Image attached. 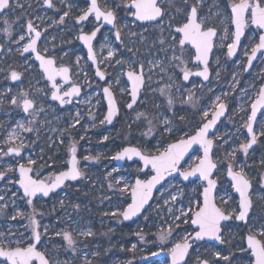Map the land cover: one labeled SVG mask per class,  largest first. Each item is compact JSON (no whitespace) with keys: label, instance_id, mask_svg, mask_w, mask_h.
<instances>
[{"label":"rangeland","instance_id":"374dc122","mask_svg":"<svg viewBox=\"0 0 264 264\" xmlns=\"http://www.w3.org/2000/svg\"><path fill=\"white\" fill-rule=\"evenodd\" d=\"M101 1L104 4V0ZM238 1L236 0V2ZM120 2L121 0H115V3L113 0H108V6L115 8V4ZM163 2L167 8L166 17L163 19V31L155 23L136 24L134 18L124 11L121 12L120 27L124 24H127V27H122L121 41L116 40L113 28L107 27L108 29L101 34L100 41L96 46V53L100 64L111 73L108 80L112 81L119 75L118 69L126 68V65L115 64V60L120 59L134 60L137 64L142 63L146 79V86L140 97V101L143 102L138 101L134 110H129L126 107L130 96L127 93L122 95L118 90H115L120 114L110 126L100 124L106 112L102 86L77 38L81 28L76 25V17L84 9L81 3L79 4L77 0H63V2L62 0H53L54 7L49 8L44 0H12L13 7L5 14L0 15V43H3L4 46V50L0 53V80L8 79L7 74L12 70L26 72V80L20 82L9 80L8 83L0 86V98H4L6 95H17L23 89L29 92L30 98L36 99L37 106L43 105L45 109L36 117L35 125H32L39 130L38 133L36 131L27 133L17 129L21 139L10 143L12 146H16L23 140L26 145L23 154L17 157L3 155L9 146L5 143L6 137L15 128L18 121L27 125L32 117L24 113L22 109L12 106L7 100L0 104V150H2L0 152V171H6L8 167H15L20 163L27 165V159L31 157L37 161V165L32 167L37 171L42 168L40 177L46 179L48 176L66 169L70 156L67 149L69 142L74 140L77 142V157L80 167L85 173L84 179L67 182L66 186L48 198L40 196L34 199V207L43 214L37 218L42 227L46 225L49 228L47 235L42 236V240L47 245V253L53 261H60L61 264L64 261H69L70 264H83L85 253H87V258L91 259L93 264H129V262L131 264H169V256L165 253H169V249L175 243L181 242V238L186 234L185 229L188 232L192 231L190 225L181 224L179 228H176L172 216L179 214V209L187 205V197L193 194V189L198 190L204 182L192 180L185 183L179 175L167 179L160 186L149 207L137 219L124 222L122 217L104 214L117 208L123 209L127 203H130L128 194L118 195L117 188L125 183L134 184L136 177L148 178L139 171L141 164L138 161H125L123 165L118 166L112 157L125 146L138 147L142 151L156 154L157 148L162 150L163 147L178 138V135L160 133V123L155 120L153 122L157 127L154 131L157 134L143 137L141 133L147 130L148 125L146 121L135 119L137 112H146L150 114V117L151 115L167 116L172 119L174 127L192 135L206 121L202 118V112L208 110L210 112L209 119L214 110V104L218 103L215 98L220 96V102L226 104L228 114L210 135V138H213L218 146L213 149L215 153L213 159L222 160L225 150L230 151L232 148L238 147L239 143L246 142L248 138L246 131L241 128L242 118L246 119L247 114H250L251 103L256 97L259 86L264 84V60L258 58L249 72L244 71L247 60L245 50L247 49L250 53L251 47L258 42L261 29L249 24L246 27L244 40L237 56L229 58L226 55V45L231 43V39L223 41L225 46L222 47L220 37L224 35L225 27L228 28L229 35L234 33L230 17L227 15L230 8L226 7L232 3V0H202L198 6V15L206 17L207 26L216 27L218 33L210 63L212 73L206 82L194 77L185 82L180 70L172 68L169 64V58L173 54L170 45H173L174 42L172 40L173 33L167 28V24L170 17H174L173 24L184 22L187 12L195 0H188L187 4L184 0H163ZM69 5L72 7L65 22L57 23L63 12L69 10ZM74 12L78 15H73ZM5 17L11 25V37L3 31L7 26L4 24ZM29 20L33 22L37 30L45 32V36L40 42V50L57 57L63 64L71 66L73 83H79L82 86V94L76 97L71 104L61 107L55 101L50 100V84L43 77L33 56H22L17 51L18 48H22L24 43L28 42L27 35L25 41H21L20 44L15 43V40L20 34L26 33V25ZM92 28L91 23L83 25L84 32H90ZM161 38L165 40L163 46L159 44ZM129 48L132 49L131 52L128 51ZM109 50L115 52V57L111 61L107 55ZM177 54H179L178 49ZM77 57L81 58L79 64L76 62ZM193 57L194 49L186 46L184 59L188 61L187 66L191 71L193 67L198 68L193 64ZM157 61H162L163 66L169 70L161 72L159 67H154ZM150 69L151 71H149ZM169 75L172 76L171 81L168 78ZM149 76H151V80H148ZM233 76L236 77L238 83L233 81ZM125 80V77L121 78V85H124ZM169 83L173 84L170 94L175 100L171 110L167 109L166 98L160 96L158 92L159 88ZM126 86L130 90L129 84ZM190 94H192L193 100L181 103L182 100L186 101ZM156 104H159L160 107L156 108ZM77 112L82 117L80 124L75 128H69V121ZM262 114L264 111L258 120L264 121ZM181 116L185 118L183 121L180 120ZM92 124L96 126L92 127ZM237 129H240L239 133ZM62 133L65 141L63 144L59 141ZM82 136L84 138L80 139ZM104 136H108L109 139L103 140ZM237 136H240L239 140L236 139ZM217 137L221 139H217ZM225 140L228 143H224ZM86 155L99 156V160L84 161L83 157ZM199 156H201V149L196 147L181 164V170L192 168L198 162L197 157ZM50 157L51 159H49ZM262 158H264V136L259 137L256 146L249 150L247 158L240 152H237L236 155L238 162L250 166L246 167L245 171L253 182L254 210L252 215L264 217V199L257 198L264 196V188H261V176L264 175V166L260 168ZM224 168H226V164L221 167L217 178V191L220 193H223L225 188H229L231 191ZM114 169L115 171H113ZM147 171L148 169L145 172ZM109 172H112V176H108ZM119 177H123L121 185H116L110 190L109 183L115 185V179ZM15 179H18L16 173H7L6 179L0 180V195H5L6 200L11 197L13 192L17 193V196L22 195V191L16 184L9 183V180ZM180 189L183 190L184 195L178 198L175 204L170 202L166 205L164 201L169 199V193L177 194ZM235 198H238L236 194H234ZM61 200L64 201L63 207L60 204ZM17 204L20 205L21 210L31 211V208L25 205L24 200L17 199ZM77 204L79 205L78 209L73 207ZM232 206L234 205L230 204L228 207ZM170 208L172 209L171 213L169 212ZM8 211H11V208ZM145 216L148 218L145 219ZM72 221H77L78 224H72ZM26 223L27 221L23 219L12 221L0 217V231L7 232L10 226L13 231L17 229L24 231L21 226ZM170 224L175 230L166 242L161 243L156 233L161 228L166 230ZM72 227L91 229L95 233L91 238H77L76 253L71 250L66 251L64 247L66 242L60 236L55 235L61 229L71 230ZM229 228L232 230L231 232L228 231ZM224 231L226 237L231 240V244L197 242V245L193 246L195 250H190V264H196L195 257L197 255L201 259L215 262L214 252L216 251H220L222 255H229V250H231L239 256L240 253L234 245L240 243V236L246 230L241 222L230 221L227 222ZM137 232L146 235V242L140 241L139 237L135 235ZM133 244L136 245L135 251L131 250ZM94 251H99L101 254L93 257L91 253ZM154 252L157 255H152ZM218 264H226V262L219 260ZM233 264H240L239 259L234 260Z\"/></svg>","mask_w":264,"mask_h":264},{"label":"snow or ice","instance_id":"6c2138e0","mask_svg":"<svg viewBox=\"0 0 264 264\" xmlns=\"http://www.w3.org/2000/svg\"><path fill=\"white\" fill-rule=\"evenodd\" d=\"M113 2L115 3V0ZM184 2L187 4L188 0H184ZM44 3L49 8L54 7L53 0H44ZM201 3L202 0H195V3L190 6L184 22L173 24L174 17H170L167 24V28L173 33L172 40L174 42L173 45H170L173 54L169 58V64L172 68L180 70L182 79L185 82H188L191 76L202 77L203 81H208L210 77L209 59L215 47L214 39L218 33L215 27L207 26L205 22L207 20L206 17L198 15V6ZM85 5L86 8L82 9L81 14L76 17V25L80 26L82 33L77 38L87 46V58L95 64L97 57L93 49V41L97 33L100 32L101 27L104 24L111 25L115 29L116 40L121 41L122 27H127V24L121 27L117 26V13L114 8L108 6V0H104L103 7H101L100 0H85ZM12 7V0H0V15L5 14ZM68 7L69 10L63 12L57 23L63 24L65 22V18L69 16L72 6L69 5ZM226 7L230 8V12L227 15L230 17L231 24L235 26V31L229 35L228 28L225 27L223 30L224 35L220 37V40L223 47L225 46L223 41L231 39V43L226 45V55L231 58L235 55L241 37L244 35L245 28L249 24L255 25L258 29H264V0H239V2L232 0V3ZM115 8L122 9L130 14L135 21L155 23L163 31V18L166 15L163 0H121L120 3L115 4ZM90 19L95 22L94 27L90 31V34L84 33L83 25L90 22ZM101 21H103V24L100 23ZM4 24L7 25L3 29L4 33L11 37V25H9L6 17ZM33 33L34 36L32 35ZM26 35L28 36V42L24 43L22 48H18L17 51L21 55L24 53L35 54V60L39 61L42 73L46 80L51 82L50 98L52 101L59 102L61 107L71 104L72 98L80 95L81 88L76 84H72L68 90H63L62 85L57 82V77H60L65 83H71L69 79L70 69L66 66L57 67L55 57H46L38 51L37 41L41 38V32L37 30L30 20L26 25V33L20 34L15 43L20 44L21 41H25ZM132 35H135V33H132ZM159 44L161 46L165 44L164 38L159 40ZM186 46H190L195 50L194 63L198 68L202 65L200 70L193 72L188 68V61L184 59ZM177 49L179 50V54H177ZM128 51L131 52L132 49L129 48ZM107 55L111 61L115 57V52L109 50ZM133 55L135 54L133 53ZM245 56L247 60L244 71H248L253 66L254 60L258 58L264 60V34L259 36L258 42L251 47L250 53L247 49L245 50ZM80 59V57H77V64H79ZM115 64L126 65V68L122 67L118 69L119 75L114 77L112 81L107 80L106 73L99 68H97L95 73L107 85L103 87L102 91L104 98L107 100L108 110L107 114L100 121V124H111L114 117L119 113L115 90H118L122 95L127 93L130 96V102L126 104L129 110H134V106L138 101L143 102L140 101V96L146 86L144 65L142 63L137 64L134 60L126 61L123 59L115 60ZM154 67H159L161 72L169 70L163 66L162 61H157ZM122 77H126L124 85H121ZM9 78L12 81H19L21 80V73L12 70ZM168 78L170 81L172 80L171 75ZM148 80H151V76L148 77ZM233 81L238 83L235 76H233ZM129 83L130 90L126 86ZM172 87L173 84L169 83L158 89L160 96L166 98L168 110H171L175 104V100L170 94ZM224 95H227V93H224ZM5 100L32 117L27 125L22 121H18L5 140V143L9 146L7 151L3 152V155H15L19 157L21 156L22 149L26 147L23 140L16 146H12L10 143L21 139L17 129L27 133L33 131L38 133L39 130L35 129L32 125H35L37 122L36 117L39 113L44 112L45 109L43 105L37 106L36 99L30 98L29 92L23 89L17 95H6L4 98H0V104H3ZM192 100L193 96L190 94L187 100H182L181 103H188ZM215 100L218 103H215L213 106L214 110L211 112V118L208 119L210 112L204 110L202 118L206 122L202 123L193 135H189L182 129L174 127L172 119L167 116L151 115L150 117V114L146 112L136 113L135 119L137 121H146L148 125L147 130L141 133L143 137L157 134L154 131L157 127L153 122L155 120L160 123V133L178 135V138L174 143L167 144L162 150L157 148L156 154L142 151L136 147H124L112 157L114 160H125V158L132 160L133 157H138L143 162V167L139 171L149 178L141 179L137 177L134 184L125 183L123 186L117 188L118 195L124 196L128 194L130 203H127L123 209L117 208L104 214L122 217L124 221L131 220L145 210V205L153 198V190L166 177L172 176L174 173L178 174L183 181H189L191 177H197L200 181L204 182L203 185L198 190L194 188L193 194L187 197V205L179 209L178 215L173 214L172 216L176 228H179L181 224L190 225L192 228L191 232L185 229L186 234L181 238V242L175 243L169 249L172 264H190V250H195L193 246L197 245V242L214 241L219 244H231V240L226 237L224 231L227 222L230 221L241 222L243 228L246 230L240 236V243L234 245L240 255L237 256L236 252H232L231 250H229V255H222L220 251H216L214 252L215 262L201 259L197 255L195 257L196 264H218L219 260L225 261L226 264H233V261L236 259H239L240 264H264V217L252 215L254 210L253 185L245 171V168L250 166L236 160L237 152L242 153L247 158L249 150L252 149L253 145L258 143L259 137L264 136V121L258 120V112L264 109V84L259 86L256 98L251 103L250 114H247L246 119L242 118L243 123L241 124V128L246 131L248 137L246 142L239 143L238 147H234L230 151L225 150L222 160L213 159L215 155L213 149L218 146L215 144L214 139L210 138V130L225 115L227 106L225 103L220 102V96H217ZM155 107L159 108L160 105L156 104ZM81 118L80 113L77 112L69 121L68 127L75 128L80 124ZM92 118L93 120L95 119L94 116ZM184 119L183 116L180 117L181 121ZM95 126V124H92V127ZM129 128H131V125H129ZM65 132H67V129H65ZM237 132L239 133L240 129H237ZM83 138V136L80 137V139ZM108 139V136L103 137L105 141ZM217 139L221 138L217 137ZM236 139L239 140L240 136H237ZM59 141L61 144L65 142L63 133L59 137ZM224 143H228V141L225 140ZM193 145H199L203 150V155L197 157L198 163L195 167L181 170V161L184 160ZM67 150L71 157L68 161L69 166L66 167V170L50 175L46 179L40 178L42 168L37 171L32 167L37 165V161L31 157L27 159L28 166L20 163L15 167H8L6 171H0V180H5L7 173L15 174L18 171V179L9 180V183L19 185V189L22 190V195L17 196V193L13 192L7 200L5 199V195H0V202H2L0 203V217H4L5 220L17 221L18 219H23L27 221L25 225L21 226L24 228V231H20L19 229L13 231L11 226L7 232L0 231V264H61L60 261L50 259L47 253V245L42 240V236L47 235L49 228L46 225L42 227L37 217L43 214L34 207L33 202L34 198L38 195L49 197L50 194L55 193L56 189L66 186V182L78 181L85 178V173L82 172L80 161L77 157V142L74 140L70 141ZM83 160L89 162L97 161L99 160V156L86 155L83 157ZM45 164L47 165V162ZM225 164L226 168H224V171L226 172L231 191L229 188H225L223 193H220L217 191V178L221 172V167ZM260 164L264 166V158L261 159ZM144 169H148V171L144 172ZM108 176H112V172H109ZM122 180L123 177L116 178L115 185L109 183L108 188L111 190L116 185H121ZM261 188H264V175L261 176ZM234 194H238V198L234 199ZM183 195L182 189L178 190L177 194L170 192L169 199H165L164 203L166 205L170 202L175 204L178 198ZM257 198L264 199V196ZM17 199L24 200L25 205L31 208V211L21 210L20 205L17 204ZM60 204L63 207L64 201L61 200ZM230 204L234 206L228 207ZM73 207L78 209L79 205H73ZM10 208L11 211H8ZM169 212H172L171 208ZM147 218L145 216V219ZM177 221L179 223H176ZM71 223L78 224L77 221H72ZM174 230L173 225L170 224L166 230L161 228L156 233V236L161 243H164ZM228 231L231 232L232 230L229 228ZM55 235L60 236L66 242L64 246L66 251L71 250L73 253H76L77 238H91L95 233L91 229L72 227L71 230L61 229ZM135 235L139 237L140 241L146 242V235L144 233L137 232ZM131 250H136L135 244L132 245ZM100 254L99 251L91 253L93 257H97ZM152 255H157V253L154 252ZM63 264H70V262L64 261ZM83 264H93V261L87 258V253H85Z\"/></svg>","mask_w":264,"mask_h":264},{"label":"water","instance_id":"95a60500","mask_svg":"<svg viewBox=\"0 0 264 264\" xmlns=\"http://www.w3.org/2000/svg\"><path fill=\"white\" fill-rule=\"evenodd\" d=\"M239 2V1H238ZM143 23H147V22H143ZM104 25H106V24H104ZM233 25V24H232ZM108 26H110V27H112L111 25H108ZM254 27H256L255 25H253ZM233 29H234V31H235V26L233 25ZM246 29V28H245ZM80 34H82V33H80ZM261 34H264V29H261V33H260V35ZM244 35H245V32H244ZM244 35L241 37V41H240V44H239V46H238V48H237V51H236V53H235V55H233L232 56V58H234L236 55H237V53H238V50H239V47H240V45H241V43H242V41H243V39H244ZM33 36H34V33H33ZM41 36H42V34H41ZM40 40V39H39ZM39 40L37 41V49H38V44H39ZM94 42V41H93ZM81 43L83 44V42L81 41ZM83 48H84V50H85V52H86V54H87V56H88V52H87V46L86 45H84L83 44ZM93 49H94V46H93ZM0 50H1V47H0ZM213 50H214V48H213ZM38 51H39V49H38ZM195 51V50H194ZM42 55H45V54H43L41 51H39ZM94 52H95V49H94ZM213 52V51H212ZM26 54H29V53H24L23 55H26ZM32 55H33V58H34V60H35V54L34 53H31ZM95 55H96V53H95ZM211 55H212V53L210 54V59H209V62H210V60H211ZM259 55V54H258ZM46 57H50V56H47V55H45ZM97 57V56H96ZM88 59V58H87ZM193 63H194V57H193ZM35 62L38 64V67H39V61H37V60H35ZM88 62L92 65V67H93V70H94V72L96 73V70H97V68H99L101 71H102V69L99 67V65H98V59H97V62L94 64L91 60H89L88 59ZM255 62V60L253 61V63ZM195 64V63H194ZM66 67H68V66H66ZM246 67V66H245ZM69 68V67H68ZM202 68V65L198 68V69H196V70H193V72H195V71H198V70H200ZM39 69H40V67H39ZM70 69V68H69ZM250 70V68L248 69V71ZM40 71L42 72V70L40 69ZM209 71H210V77H211V69H210V66H209ZM248 71H246V72H248ZM71 71H69V79H70V81H71V83H65L60 77H57V81L58 80H60V81H62V87H64L65 85H68V84H70V87L72 86V78H71ZM45 77V76H44ZM191 77H194V78H199V79H201L202 81H203V79H202V77H196V76H191ZM190 77V78H191ZM210 77H209V79H210ZM46 79V78H45ZM125 79H126V77H125ZM203 82H206V81H203ZM50 85H51V82H50ZM77 85V84H76ZM129 85H130V83H129ZM77 86H79V85H77ZM105 86H107V85H104L103 87H105ZM69 87V88H70ZM80 87V86H79ZM81 88V87H80ZM80 94H81V92H80ZM102 94H103V91H102ZM80 96V95H79ZM104 97V96H103ZM141 97V96H140ZM73 98H75V97H73ZM72 98V99H73ZM116 98V97H115ZM116 101H117V99H116ZM57 102V101H56ZM130 102V101H129ZM59 103V102H58ZM104 103H105V105H106V112H105V115L107 114V110H108V104H107V100L104 98ZM65 106V105H64ZM117 106H118V108H119V113H118V115L120 114V107H119V104H118V102H117ZM264 111V109H261L260 110V112H258V119H259V116H260V114L262 113ZM227 114H228V110L226 111V113H225V115L224 116H222L220 119H219V121L217 122V124L213 127V129H211L210 130V135L215 131V129L217 128V126L219 125V123L221 122V120H223L226 116H227ZM117 115V116H118ZM116 116V117H117ZM116 117H114V119H113V122L115 121V119H116ZM210 118H211V116H210ZM209 118V119H210ZM112 122V123H113ZM206 122V121H205ZM111 123V124H112ZM106 124V126H110L111 124H107V123H105ZM255 127V126H254ZM193 134H195V133H193ZM192 134V135H193ZM175 141H173V142H170V143H174ZM125 147H134V146H125ZM196 147H199V145H193L192 146V148L189 150V152L187 153V155L185 156V158H184V160L183 161H181V164L191 155V153H192V151L196 148ZM255 147V145H253V147H252V149ZM136 148H138V147H136ZM200 148V147H199ZM140 149V148H139ZM201 149V148H200ZM252 149H250V150H252ZM203 155V150L201 149V156ZM70 156H69V158H68V161L70 160ZM125 161H138L140 164H141V168L143 167V162L142 161H140L139 160V158L138 157H133V159L132 160H127V158H125V160H115V163H116V165H118V166H121V165H123L124 163H125ZM198 163V162H197ZM196 163V164H197ZM195 164V165H196ZM195 165L193 166V167H195ZM25 166H27V165H25ZM67 166H69L68 164H67ZM66 170V169H65ZM147 169H144V172L146 171ZM60 172V171H59ZM56 173H58V172H56ZM55 173V174H56ZM16 174L19 176V173H18V171L16 172ZM173 176H178V174H173L172 176H168V177H166V179L164 180V181H162L160 184H158L157 186H156V188L153 190V197H154V195H155V193L157 192V190L160 188V186L167 180V179H169V178H171V177H173ZM137 178V177H136ZM135 178V179H136ZM149 178V177H148ZM181 178V177H180ZM181 180H182V178H181ZM192 180H199L197 177H191L190 178V180L189 181H183V182H185V183H187V182H190V181H192ZM67 183V182H66ZM134 183H135V181H134ZM217 185H218V182H217ZM16 186H18L19 187V185H17L16 184ZM63 187V186H62ZM61 187V188H62ZM61 188H58V189H56L55 190V192H57V191H59ZM22 191V190H21ZM51 195V194H50ZM237 196H238V194H236ZM40 196H42V195H38L37 197H40ZM36 197V198H37ZM43 197V196H42ZM44 198H48V197H44ZM35 199V198H34ZM153 199V198H152ZM152 199L151 200H149V202H148V204L147 205H145V210L149 207V205H150V203L152 202ZM145 210H143L141 213H143ZM140 213V214H141ZM140 214L139 215H137V216H135V217H133L131 220H133V219H137L139 216H140ZM131 220H127V221H124V222H129V221H131ZM207 242H212V243H216V244H219L218 242H214V241H207ZM165 254H167L168 256H169V264H172V259H171V255H170V252L169 253H165Z\"/></svg>","mask_w":264,"mask_h":264},{"label":"flooded vegetation","instance_id":"af4514ba","mask_svg":"<svg viewBox=\"0 0 264 264\" xmlns=\"http://www.w3.org/2000/svg\"><path fill=\"white\" fill-rule=\"evenodd\" d=\"M78 1V3L80 4L81 3V5H82V7L83 8H85L86 7V5H85V0H77ZM100 4H101V7H103L104 6V4L102 3V1L100 0ZM163 7L165 8V10H167V8H166V6H165V4H164V2H163ZM172 7H173V5H172ZM115 9V11H116V13H117V20H118V27H120V19H121V12H124L122 9H119V8H114ZM166 13H167V11H166ZM198 14H199V10H198ZM73 15H75V16H77L78 14H76V12H74L73 13ZM166 17V15L164 16V18ZM163 18V19H164ZM88 23H91L92 24V27H94V24H95V22L93 21V20H91L90 19V22H88ZM101 24H103V21H101L100 22ZM136 24H138V25H148V24H153L152 22H147V23H142V22H139V21H136ZM253 26V25H252ZM112 28V27H110V26H108V25H103L102 27H101V30H100V32L99 33H97V36H96V38H95V40H94V42H93V46H94V49H95V53H96V46H97V44H98V42L100 41V37H101V34L103 33V32H105L108 28ZM254 27V26H253ZM216 28V27H215ZM217 29V28H216ZM39 31V30H38ZM41 32V34H42V36H41V38H40V40H39V44H38V49H39V51H41L40 50V42H41V39L45 36V32L44 31H40ZM84 32V31H83ZM245 32H246V29H245ZM80 33H81V31H80ZM80 33H79V35H80ZM84 33H88V34H90V32H84ZM33 35V34H32ZM245 36V35H244ZM28 37V36H27ZM244 40V39H243ZM80 41V40H79ZM215 41H216V38L214 39V44H215ZM81 42V41H80ZM242 43H243V41H242ZM242 43H241V45H242ZM82 44V43H81ZM241 45H240V47H241ZM82 46H83V44H82ZM0 47H1V50H0V53L4 50V46H3V43H0ZM240 47H239V49H240ZM84 49V48H83ZM214 49H215V47H214ZM85 51V50H84ZM214 51V50H213ZM43 54H45V55H47V56H50V57H55V56H51V55H48L47 53H45L44 51H41ZM238 52H239V50H238ZM212 54H213V52H212ZM238 54V53H237ZM28 55H32V54H26V55H22V56H28ZM87 55V54H86ZM33 56V55H32ZM96 56H97V59H98V65H99V67L102 69V71H104L105 73H106V78H107V80L111 77V73H109L107 70H106V68L105 67H103V65L102 64H100V61H99V57H98V55H97V53H96ZM237 56V55H236ZM235 56V57H236ZM234 57V58H235ZM55 60H56V66L57 67H59V66H68L69 68H70V71H71V78H72V84H77V85H79L80 87H81V94H82V92H83V88H82V86L79 84V83H73V77H72V68H71V66H69V65H66V64H63L61 61H59L58 60V58L57 57H55ZM88 60V59H87ZM211 60H212V55H211ZM211 60H210V62H209V66H210V63H211ZM256 61H257V59L255 60V62L253 63V66H254V64L256 63ZM90 64V63H89ZM194 64V63H193ZM91 65V64H90ZM92 66V65H91ZM252 66V67H253ZM252 67L250 68V70L252 69ZM92 69H93V67H92ZM196 69H198V68H196V67H193V69H192V71L193 70H196ZM211 69V68H210ZM40 70V69H39ZM249 70V71H250ZM15 71H17V72H19V73H21V80H19V81H12L9 77H10V72L7 74L8 75V79H2V80H0V86H3L5 83H8V81L9 80H11L12 82H20V81H24V80H26V72L25 71H23V72H20L19 70H15ZM94 71V70H93ZM248 71V72H249ZM41 72V71H40ZM42 73V72H41ZM211 73H212V71H211ZM43 74V73H42ZM94 74H95V72H94ZM96 76V75H95ZM43 77H44V74H43ZM97 77V76H96ZM45 78V77H44ZM97 79L99 80V82H100V84H101V86H102V89H103V86L104 85H106V83H105V81H103V80H100L99 79V77H97ZM59 84H62V81H60V80H58L57 81ZM49 84H50V82H49ZM130 86V85H129ZM50 87H51V85H50ZM69 87H70V84H68V85H65L64 87H62L63 88V90H68L69 89ZM80 94V95H81ZM50 95H51V93H50ZM76 98V97H75ZM75 98H73L72 99V102H73V100L75 99ZM104 98V97H103ZM256 98V97H255ZM50 100H51V98H50ZM56 102V101H55ZM56 103H58V102H56ZM58 105H59V103H58ZM68 105V104H67ZM60 106V105H59ZM66 106V105H65ZM106 106V105H105ZM64 107V106H63ZM6 109H7V107H5ZM118 117V116H117ZM116 117V118H117ZM116 120V119H115ZM115 122V121H114ZM112 125V124H111ZM256 146V145H255ZM193 152V151H192ZM23 154V149H22V151H21V155ZM28 166V165H27ZM41 178V177H40ZM42 179V178H41ZM252 182V181H251ZM252 185H253V182H252Z\"/></svg>","mask_w":264,"mask_h":264},{"label":"trees","instance_id":"16d2710c","mask_svg":"<svg viewBox=\"0 0 264 264\" xmlns=\"http://www.w3.org/2000/svg\"><path fill=\"white\" fill-rule=\"evenodd\" d=\"M263 166L262 165H260V168H262Z\"/></svg>","mask_w":264,"mask_h":264},{"label":"bare ground","instance_id":"6f19581e","mask_svg":"<svg viewBox=\"0 0 264 264\" xmlns=\"http://www.w3.org/2000/svg\"><path fill=\"white\" fill-rule=\"evenodd\" d=\"M153 200V199H152Z\"/></svg>","mask_w":264,"mask_h":264}]
</instances>
